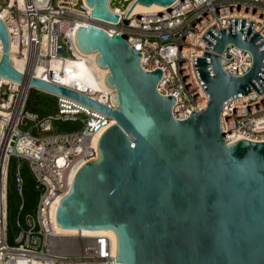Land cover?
<instances>
[{
    "label": "water",
    "instance_id": "1",
    "mask_svg": "<svg viewBox=\"0 0 264 264\" xmlns=\"http://www.w3.org/2000/svg\"><path fill=\"white\" fill-rule=\"evenodd\" d=\"M89 23L75 42L96 50L114 87V108L63 85L22 73L9 57L10 38L0 17V75L75 98L116 119L100 135L97 156L75 172L55 218L67 228L113 229L115 260L124 264H264V140L227 142L221 107L231 98L264 91V37L256 21L227 18L201 36L203 55L193 56L195 74L208 92L205 108L183 119L171 112L175 97L156 84L162 70H145L142 53L121 31L118 0H85ZM174 0H130L170 7ZM162 11V10H160ZM247 48L253 65L241 75L221 66L225 44ZM119 264V263H116Z\"/></svg>",
    "mask_w": 264,
    "mask_h": 264
},
{
    "label": "built area",
    "instance_id": "2",
    "mask_svg": "<svg viewBox=\"0 0 264 264\" xmlns=\"http://www.w3.org/2000/svg\"><path fill=\"white\" fill-rule=\"evenodd\" d=\"M127 7L129 3L125 10ZM90 11L85 0H0V17L14 45L12 51L9 48V57L13 53L21 60V68L13 63L18 70L114 108V87L103 84L94 88L77 78L65 84L60 80V74L72 72L71 58L94 60L75 42L76 30L89 23ZM122 13L121 9V31L142 53L140 64L145 70L161 68L156 88L175 97L171 112L179 119L207 105L209 94L195 74L193 56L203 55L207 41L201 36L211 25L216 23L221 29L229 26L227 18L252 19L256 21L253 28L264 37V0H174L162 11L129 12L127 20ZM2 52L0 39V57ZM220 63L227 73L241 75L252 67L253 53L228 41ZM37 67H41L40 73ZM31 88L54 95L56 112L40 115L29 110L26 101ZM112 118L75 98L0 75V264H124L115 260L117 253L110 235H64L53 227L61 197L69 191L77 169L97 156L99 137ZM56 119L78 121L80 126L54 131ZM29 120L32 124L24 128ZM220 122L227 129V142L240 137L264 140V91L258 94L252 89L228 100L221 107ZM13 156L28 160L39 192L34 211L26 212L24 220L17 214L18 232L14 244H9L6 192ZM12 178L21 196L19 213L24 206L19 164Z\"/></svg>",
    "mask_w": 264,
    "mask_h": 264
},
{
    "label": "rangeland",
    "instance_id": "3",
    "mask_svg": "<svg viewBox=\"0 0 264 264\" xmlns=\"http://www.w3.org/2000/svg\"><path fill=\"white\" fill-rule=\"evenodd\" d=\"M126 2V3H125ZM130 0H118V4L120 5V9H122ZM125 3V4H124ZM57 107V100L56 97L52 94L47 92L38 90L33 88L30 91V103L27 105V108L31 111H36L40 115L47 114V113H55ZM32 121L29 120L27 124L22 125L24 128L30 127ZM54 131L58 130H67L73 129L80 126V122L74 120H62L56 119L53 120ZM34 133H37L36 130H33ZM19 164V169L24 181V190H23V202H24V209L20 213V219L24 220V214L26 212H33L34 207L36 204V199L39 190L35 187L34 182V175L31 170V167L28 163V160L24 158H20L17 156H13L11 158L9 164V176L13 174V171ZM12 190V189H11ZM21 201V196L17 194L15 191L14 193L10 194V201H9V209L7 210L9 213V225H8V243L14 244V236L18 232V227L15 225V219L17 217V202Z\"/></svg>",
    "mask_w": 264,
    "mask_h": 264
},
{
    "label": "bare ground",
    "instance_id": "4",
    "mask_svg": "<svg viewBox=\"0 0 264 264\" xmlns=\"http://www.w3.org/2000/svg\"><path fill=\"white\" fill-rule=\"evenodd\" d=\"M126 3V2H125ZM124 3V4H125ZM166 5H161L155 2H152L151 4H143L140 2L135 3L133 5L129 12L130 13H142L146 11H158L163 10L166 8ZM128 7L126 8V10ZM2 15V14H1ZM10 50L12 51L14 49V45L10 44L9 46ZM86 53H89L94 57V60L91 62H86L83 59H73L71 58L69 60L70 64L74 66L72 72L70 74H60V80L62 83L65 84V82H69L71 78H77L79 79V82L84 81L90 84L94 88H101V85H107L105 81V74L108 72V68L106 66H100L95 59V56L97 54L96 50H91ZM11 58L13 60L14 65L17 68H21V60L14 56L13 53H11ZM41 72V67H37V73ZM99 76V79L98 77ZM3 78L7 79V77L2 76ZM116 119L113 117L111 124L115 122ZM53 227L56 230V232L64 235H72L75 233L79 234H86V235H110L112 238L113 246L116 249L117 246V238L116 233L113 229H98V228H67L60 226L56 218H54ZM68 239V238H67Z\"/></svg>",
    "mask_w": 264,
    "mask_h": 264
},
{
    "label": "trees",
    "instance_id": "5",
    "mask_svg": "<svg viewBox=\"0 0 264 264\" xmlns=\"http://www.w3.org/2000/svg\"><path fill=\"white\" fill-rule=\"evenodd\" d=\"M33 88H31L30 90H29V93H28V97H27V101H26V107H27V105L30 103V91L32 90ZM11 161V160H10ZM12 189V190H11ZM16 191V189H15V185H14V180H13V178H12V175L11 176H9L8 177V187H7V192H6V197H7V210L9 209V207H10V205H9V201H10V194L11 193H14ZM17 192V191H16ZM18 194V193H17ZM18 206H19V201L17 202V208H16V212H17V214H18V216H19V218H20V213H21V211L24 209V207L25 206H23V208L19 211V213H18ZM7 217H8V225H9V219H10V217H9V213H8V211H7ZM15 223V222H14ZM8 225H7V231H8ZM15 225H16V223H15ZM17 226V225H16Z\"/></svg>",
    "mask_w": 264,
    "mask_h": 264
}]
</instances>
